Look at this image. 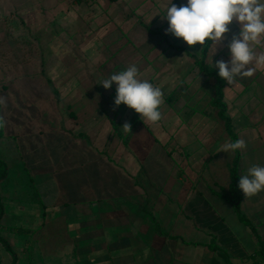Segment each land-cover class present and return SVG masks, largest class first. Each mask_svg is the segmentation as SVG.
I'll use <instances>...</instances> for the list:
<instances>
[{"label":"crops","instance_id":"obj_1","mask_svg":"<svg viewBox=\"0 0 264 264\" xmlns=\"http://www.w3.org/2000/svg\"><path fill=\"white\" fill-rule=\"evenodd\" d=\"M169 2H152L146 10V16L157 14V20L141 24L160 38L149 49L156 56L166 44L193 63L192 56L169 45L197 56L203 47L166 34L168 22L162 16ZM173 3L186 5L187 0ZM228 27L226 39L208 51L207 62L213 67L218 60L230 59L228 43L240 25L234 19ZM251 46L257 55L264 52V36ZM249 67L255 69L251 77H237L224 87L232 127L247 145L240 150L241 175L253 165L264 166V66L253 61ZM197 76L186 91L187 119L180 120L172 110L163 122H134L127 138L117 133L116 137L114 126L121 129L131 109L120 105L113 110L112 88L106 90L99 83L101 90L90 97L107 98L108 93L107 103L91 99L95 104L90 101L83 109L82 96H72L65 88L56 93L41 71L13 72L0 91L11 89L6 107L10 122L7 126L2 118L0 138V157L8 165L1 183L5 206L1 221L30 230L14 233L15 243L8 240L18 262L24 258L27 264H264V212L255 214L264 203V191L245 198L240 190L241 211L252 229L224 198L235 153L220 151L232 141L211 104L214 81L203 72ZM23 77L39 81L31 96L12 83ZM102 79L105 76H97L94 82ZM69 89L73 91L72 86ZM203 96L210 103L205 111L198 107ZM42 98L47 100L45 107ZM198 142L201 147H196ZM177 147L184 150L183 168L176 163Z\"/></svg>","mask_w":264,"mask_h":264},{"label":"rangeland","instance_id":"obj_2","mask_svg":"<svg viewBox=\"0 0 264 264\" xmlns=\"http://www.w3.org/2000/svg\"><path fill=\"white\" fill-rule=\"evenodd\" d=\"M152 2L158 4L159 0H94L83 3H77L76 0H0V91L13 77L15 70L18 73L41 71L46 79L50 78L48 80L56 93L65 88L72 96H82L81 105L86 109L90 101L95 104L92 100L97 99V104L102 105L107 103L105 100L110 96L107 93V98L103 94L96 99L90 97L92 93L101 90L99 83L103 79L94 82L97 76L109 78L134 64L138 68V78L160 87L163 92L164 102L159 108L162 114L160 122L168 119L170 111H175L180 120L187 119L186 115L190 113L186 109L190 104L186 91L189 84L197 80L201 71L184 55L171 52L166 44L163 45L162 52L155 50L157 55L152 54L153 49L149 48L160 38L158 35L151 36L145 30V25L141 24L157 20V14L146 16V10ZM12 83L26 96H31L32 88L37 89L33 84L39 81L23 77ZM27 84H31L30 87ZM70 86L73 91L69 89ZM111 88L113 96L109 102L114 109L116 85L113 84ZM8 92H0V97L5 100L4 108L0 111L7 126L10 122L6 112V107L10 105ZM171 93L173 94L170 96ZM208 99V96L201 98L199 110L205 111L210 107ZM40 102L45 107L47 100L42 98ZM69 106L73 108L72 103ZM127 112L124 120L131 126L134 122L141 121L140 115L133 109H127ZM49 119L53 120L52 117ZM121 130L123 131L122 128ZM164 130L168 133V129ZM127 134L124 132L123 137H127ZM114 135L118 137L115 131ZM173 141L171 137L168 149ZM195 145L201 147L199 142ZM174 150L180 154L176 163L183 168L184 160L181 157L184 150H179L178 147ZM194 152L193 162L197 151ZM260 210L264 212V203L259 210H255V214L259 215ZM0 225L1 234L11 241L14 233L8 228L18 225L2 221ZM11 242L15 243V240L12 239ZM22 251L26 252L27 248L24 246ZM0 258L2 264L12 262V256L1 243ZM18 264L27 262L20 258Z\"/></svg>","mask_w":264,"mask_h":264},{"label":"clouds","instance_id":"obj_3","mask_svg":"<svg viewBox=\"0 0 264 264\" xmlns=\"http://www.w3.org/2000/svg\"><path fill=\"white\" fill-rule=\"evenodd\" d=\"M163 19L168 22L166 34L182 38L189 46L205 45L211 41L215 49L226 39L229 25L235 19L240 31L233 34L228 43L230 59L218 60L213 65L218 75L229 85L241 79L251 77L255 69L249 65L255 61L257 67L264 66V52L256 54L253 43H259L264 36V0H187L186 5L177 6L170 0ZM139 77L138 68L133 64L126 70L112 74L100 84L107 90L116 85L114 109L121 104L133 109L143 122L157 123L162 114L163 92L147 80ZM0 97V104H4ZM125 133L131 132V124L125 122L121 127ZM247 147L243 139L225 142L220 151L235 153ZM238 187L245 198L264 191V166L253 165L239 178Z\"/></svg>","mask_w":264,"mask_h":264},{"label":"trees","instance_id":"obj_4","mask_svg":"<svg viewBox=\"0 0 264 264\" xmlns=\"http://www.w3.org/2000/svg\"><path fill=\"white\" fill-rule=\"evenodd\" d=\"M88 1H94V0H76L77 3H83V2H88ZM110 1H115V0H110ZM146 28L149 31H152L151 28L149 27H146ZM161 36L163 37L164 40L168 41V37L166 34L161 33ZM169 45L177 50L185 51L190 56H192L194 58V63L199 68V70L203 72L206 75V77H208V79H212L214 81L213 83L214 84V95L212 97L211 104L217 109V115L224 122L226 132L231 138V141L234 142L238 140L239 139L238 135L232 127V118L227 112V103L224 100V87L226 85V81L218 75L219 70L214 68L207 62V55L212 45V42L211 41L205 42V45L202 47L201 54L199 57L192 54L189 50H187L186 48L182 46H174L172 44H169ZM172 94L173 93H171L170 96ZM133 128L134 127H131V132H128L127 138L129 135L132 134ZM114 129L119 137L123 136L124 131H122L119 128V126L115 125ZM2 135H3V119L1 116V112H0V138L2 137ZM240 155H241L240 150H237L235 152V158L233 161V165L230 168L231 183L229 186V191L228 193L224 194V198L232 204V206L234 207V210L239 215V217L245 223L250 225L252 229H255L254 226L251 224V222L244 216V214L241 211V195H240V189L238 187L239 178L241 176L240 171H239ZM7 175H8V165L6 161L0 157V222H1L2 217L5 214V206H4L3 196L1 193V183L7 177ZM0 229H1V225H0ZM8 230L10 232L17 233V234H28L30 232L29 229H26L21 226L9 227ZM0 243L4 246L7 252H9L10 255L12 256L11 264H17L18 254L16 253V251L14 250L10 242L1 234V232H0ZM0 264H2L1 258H0Z\"/></svg>","mask_w":264,"mask_h":264}]
</instances>
